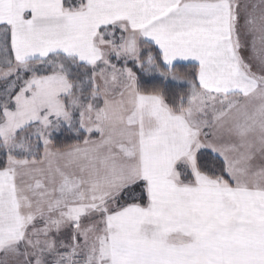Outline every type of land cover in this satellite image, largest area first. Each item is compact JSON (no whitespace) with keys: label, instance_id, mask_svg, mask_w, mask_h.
<instances>
[{"label":"snow or ice","instance_id":"obj_1","mask_svg":"<svg viewBox=\"0 0 264 264\" xmlns=\"http://www.w3.org/2000/svg\"><path fill=\"white\" fill-rule=\"evenodd\" d=\"M0 264H264V0H0Z\"/></svg>","mask_w":264,"mask_h":264},{"label":"rangeland","instance_id":"obj_2","mask_svg":"<svg viewBox=\"0 0 264 264\" xmlns=\"http://www.w3.org/2000/svg\"><path fill=\"white\" fill-rule=\"evenodd\" d=\"M247 55V53H245Z\"/></svg>","mask_w":264,"mask_h":264}]
</instances>
